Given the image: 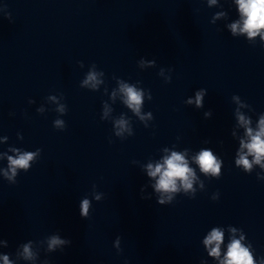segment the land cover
Here are the masks:
<instances>
[{
  "label": "clouds",
  "instance_id": "obj_1",
  "mask_svg": "<svg viewBox=\"0 0 264 264\" xmlns=\"http://www.w3.org/2000/svg\"><path fill=\"white\" fill-rule=\"evenodd\" d=\"M218 0H207L209 6L216 5ZM236 9L239 14V19L227 25L230 33L233 37L245 36L249 43L255 41V38L259 37V40L264 46V0H234ZM226 13L218 12L212 18V23L216 19L225 16ZM10 19V15L8 16ZM254 45V44H253ZM83 66V62H79ZM155 60L145 61L141 59L139 64L141 67L154 66ZM96 65L93 64V70H90L86 78L82 81L81 87H90L93 90H97L99 85L104 84L105 81L100 79L104 76V72L95 71ZM169 72L172 69H168ZM165 72L164 68H161L158 75L163 76ZM171 82V76L167 77L165 83ZM119 85L118 92L122 96L123 104L132 111V113L139 118L140 121H146L152 119L151 112L142 114V107L144 105L145 97L147 100H152L150 90H145L142 87H137L136 84H130L123 80H117ZM137 83H140L137 81ZM107 91V89H105ZM207 90L201 88L195 92V97L188 98L185 103L191 105L195 104L197 108L203 107L204 97ZM117 94V90H113L112 97ZM48 99L57 102V97L54 95L48 96ZM231 100L235 103L234 117L236 120V127L243 130L242 137L239 138V149L235 155V166L241 169L244 173L251 174L258 166L261 170L257 172V179L264 180V113H259L255 123L250 115L245 114L241 109H248V112H253L249 104L241 99L239 95H233ZM29 103L34 101L29 100ZM61 114L67 113V106L60 104L56 109ZM38 113H43L44 109H37ZM108 109L105 106L104 117H107ZM205 117L212 115L211 110L204 113ZM114 127L116 129L115 135L123 137L125 133L128 136L134 135V132L130 126V118L125 119L121 116L114 121ZM145 127L147 125L145 124ZM54 128L58 130H64L66 128L65 121L62 119H56L54 121ZM233 136H236L235 132H232ZM19 139H23L20 133H17ZM8 137H0V140L6 141ZM41 149L37 148L35 151H28L22 148L10 146L7 151L0 152V159L7 158V168H0V175L4 177L10 184L17 182L18 174L28 172L32 165L37 162L41 155ZM187 149L184 151L171 150L170 148H164L165 153L158 161L149 162L145 166L147 177L154 180L155 183L151 185L155 193L158 194L157 203L161 206L172 204L176 198V194L183 193L190 199H194L197 193V187L199 190H205V183L197 175L196 168L191 166L194 163L200 173L208 179H220L222 176L223 160L213 152L210 148H202L193 157L190 163L187 158ZM8 152L13 155H8ZM95 185H93L92 199L99 202L103 198V193L95 191ZM141 198L151 199L149 194H145V188H141ZM92 199L84 197L79 204V213L81 218L88 219L90 216V210L92 208ZM212 200L219 199V192H216L211 197ZM229 240L226 244V249L222 250L225 245V231L221 227H213L207 233L203 239V245L207 250L208 256L218 261V264H264V257L257 259L254 253L253 246L250 242H245V233L242 229L229 226ZM239 238H237V233ZM35 244L46 243L47 253H53L57 249L63 250L65 246L70 245L71 241L61 238L57 234L47 236L41 241L34 242L29 240L27 243H22L20 249L16 253L18 259L24 261L35 262L39 260V250H34ZM0 244L7 247V240L0 239ZM113 246L119 253L121 251V238L116 237ZM0 260L3 264H15L13 260L9 258L8 254H0ZM42 264H49L47 260L42 261ZM201 264H207L206 261H201Z\"/></svg>",
  "mask_w": 264,
  "mask_h": 264
}]
</instances>
